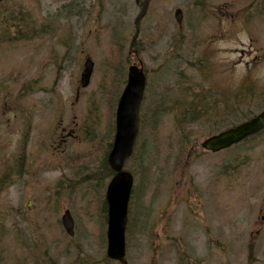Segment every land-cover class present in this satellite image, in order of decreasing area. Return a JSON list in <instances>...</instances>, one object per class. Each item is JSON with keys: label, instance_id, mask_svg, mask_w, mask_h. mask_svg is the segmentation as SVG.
Segmentation results:
<instances>
[{"label": "rangeland", "instance_id": "1", "mask_svg": "<svg viewBox=\"0 0 264 264\" xmlns=\"http://www.w3.org/2000/svg\"><path fill=\"white\" fill-rule=\"evenodd\" d=\"M8 3L47 29L0 44V264H95L107 255L108 155L137 58L147 84L125 164L135 179L126 259L221 264L223 251L226 263L242 261L255 216L251 193L264 194V132L217 153L200 143L246 120L225 118L226 101H245L250 117L264 110V0ZM60 35L69 39L65 52ZM88 57L94 72L76 99ZM189 106L196 115L202 109L198 121L180 118ZM61 120L77 125L65 144L57 141ZM65 210L74 236L63 227Z\"/></svg>", "mask_w": 264, "mask_h": 264}, {"label": "water", "instance_id": "2", "mask_svg": "<svg viewBox=\"0 0 264 264\" xmlns=\"http://www.w3.org/2000/svg\"><path fill=\"white\" fill-rule=\"evenodd\" d=\"M4 0H0V3ZM176 20L179 24L183 21V11L177 9ZM94 62L89 58L81 76V86L89 85ZM146 88V74L138 65L129 68L127 84L120 97L116 112V134L113 149L109 155V164L116 172L110 181L106 199L108 203V257L123 261L126 256V228L128 223L129 202L133 190L134 176L124 170L125 161L132 155L140 126V107ZM264 129V110L255 117L233 128L213 135L201 144L202 148L218 152L231 147L249 136ZM62 223L66 232L75 234V222L69 210H66ZM126 262V261H125Z\"/></svg>", "mask_w": 264, "mask_h": 264}, {"label": "flooded vegetation", "instance_id": "3", "mask_svg": "<svg viewBox=\"0 0 264 264\" xmlns=\"http://www.w3.org/2000/svg\"><path fill=\"white\" fill-rule=\"evenodd\" d=\"M38 27H40L38 30V32H36V36H34V33L32 30L29 31V40L32 41V38L40 36V35H44L45 32H42V34L39 31H43L47 29V26L43 23L38 24ZM44 26V27H43ZM69 41V39H68ZM65 41V39L60 35L59 36V46H62L64 48V52H65V47L67 45V42ZM74 46V45H73ZM130 50H131V54L134 56H137V52H139V50H135L134 48H132V46H129ZM59 55V53L57 52V56ZM139 58H137L138 60ZM79 70V68H78ZM80 71V70H79ZM80 87V83H77V89L76 92L78 91ZM12 108L16 109V107ZM60 132H57V141L61 142V144H65L71 137H75V133L77 131V125L74 124H65L63 122V120H61V122L58 125ZM109 165V163H108ZM110 168V166H109ZM112 172L111 168L110 171ZM113 174V173H112ZM260 189L258 188H254V191L251 193L252 195V200H251V209L254 212V218L252 221V228L249 231V237H248V241L246 244V249L245 252L242 256V261H239L237 259H235V261L233 263H226V257L228 256L229 253H225V252H221V264H264V194L263 196H259L257 197V195L259 194L258 191ZM158 225L160 224V218L158 219ZM156 251L155 254L158 253L159 251V244L156 245ZM129 255H130V251H128ZM154 254V257H155ZM103 260H98V263H95V261H90L91 263H95V264H109L110 262H108V259L106 258L105 255H103ZM115 262V261H114ZM117 262V261H116ZM111 263V264H133L130 259H126V262L123 260L121 262H117V263ZM156 264V263H155Z\"/></svg>", "mask_w": 264, "mask_h": 264}, {"label": "trees", "instance_id": "4", "mask_svg": "<svg viewBox=\"0 0 264 264\" xmlns=\"http://www.w3.org/2000/svg\"><path fill=\"white\" fill-rule=\"evenodd\" d=\"M8 1L9 0H6L0 5V44L8 41L27 40L29 38L28 33L30 30H32L34 34H37L35 32H37L39 29L36 25H34V23H36V20L35 18H33L29 10H27L26 8H22L17 4L8 3ZM232 102L233 106H229L228 102H225V107L223 109V115H225V118H228V115L230 114H237L241 116L240 121H242L243 119L247 120L251 118L245 111V101H239L235 98V100ZM198 111L199 110H197L195 107H186L181 110L180 118H186V115H188L191 118L184 119L183 122H185V120L186 123L198 121L202 113V109L200 113L196 115V112ZM251 138L252 137L248 139ZM109 173L112 174V172Z\"/></svg>", "mask_w": 264, "mask_h": 264}]
</instances>
